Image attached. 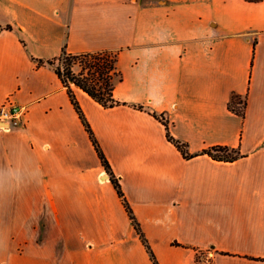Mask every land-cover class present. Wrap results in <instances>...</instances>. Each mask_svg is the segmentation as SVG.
I'll use <instances>...</instances> for the list:
<instances>
[{
	"label": "crops",
	"instance_id": "1",
	"mask_svg": "<svg viewBox=\"0 0 264 264\" xmlns=\"http://www.w3.org/2000/svg\"><path fill=\"white\" fill-rule=\"evenodd\" d=\"M63 46L118 51L125 104L72 88L145 241L54 66L38 61ZM7 98L26 111L0 128V264H154L147 246L158 264H264V0H0ZM214 145L242 156L198 154Z\"/></svg>",
	"mask_w": 264,
	"mask_h": 264
},
{
	"label": "trees",
	"instance_id": "2",
	"mask_svg": "<svg viewBox=\"0 0 264 264\" xmlns=\"http://www.w3.org/2000/svg\"><path fill=\"white\" fill-rule=\"evenodd\" d=\"M258 1V0H248ZM7 28H10L7 26ZM118 51L113 50H101L94 52L83 53H71L66 50V47L61 48L59 56L50 58L47 60L39 59V63H47L54 66L55 71L62 83L67 89V93L77 111L81 122L83 123L86 131L89 134V138L97 152V155L101 161V164L105 168V171L109 174V180L113 184L117 194L122 200L129 217L132 220L133 226L145 241V238L141 232L139 224L135 219L129 203L127 202L119 181V178L113 173L111 166L104 155L97 138L95 137L86 117L81 110L78 100L74 94L72 85L77 86L93 100L99 103L104 108L113 107L120 104H125L113 96L114 79L119 77V71L116 67ZM138 109H142L141 105H133ZM246 101L240 100L233 95L231 101L228 104L230 110L237 113L239 116H244ZM154 117L158 118L165 127V134L167 139L180 151L184 158H191L197 154H192L188 151V144L178 138H175L169 130V121L165 118L163 113L150 112ZM198 154H207L211 158L220 161H233L242 154L237 147H230L227 145H214L203 149ZM148 252L153 260L154 264H158L154 258L153 253L147 246Z\"/></svg>",
	"mask_w": 264,
	"mask_h": 264
},
{
	"label": "built area",
	"instance_id": "3",
	"mask_svg": "<svg viewBox=\"0 0 264 264\" xmlns=\"http://www.w3.org/2000/svg\"><path fill=\"white\" fill-rule=\"evenodd\" d=\"M25 107L7 98L0 105V128H11L23 124Z\"/></svg>",
	"mask_w": 264,
	"mask_h": 264
}]
</instances>
